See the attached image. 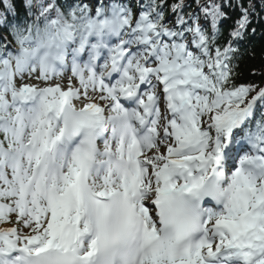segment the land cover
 Returning a JSON list of instances; mask_svg holds the SVG:
<instances>
[{
	"label": "snow or ice",
	"instance_id": "1",
	"mask_svg": "<svg viewBox=\"0 0 264 264\" xmlns=\"http://www.w3.org/2000/svg\"><path fill=\"white\" fill-rule=\"evenodd\" d=\"M167 9L0 0V264H264L257 4Z\"/></svg>",
	"mask_w": 264,
	"mask_h": 264
},
{
	"label": "trees",
	"instance_id": "2",
	"mask_svg": "<svg viewBox=\"0 0 264 264\" xmlns=\"http://www.w3.org/2000/svg\"><path fill=\"white\" fill-rule=\"evenodd\" d=\"M138 0H132V2L137 3ZM147 2V0H145ZM168 4V9L165 12L166 16H171L172 20H175V16L171 14V6L176 0H166ZM191 2V0H189ZM247 3V0H245ZM257 4V12H260L259 0H255ZM136 5V4H135ZM194 6V5H193ZM192 9H186V11H191ZM252 27L256 28L255 34L251 33L249 29V35L240 45V50L242 55L239 59V66L237 68V76L235 83L237 84H255L259 86L264 85V12H260L252 23ZM226 35V33H225ZM9 39H11L9 37ZM223 43V39L221 40ZM13 44H15L13 42ZM257 119L260 118V111L257 112Z\"/></svg>",
	"mask_w": 264,
	"mask_h": 264
},
{
	"label": "bare ground",
	"instance_id": "3",
	"mask_svg": "<svg viewBox=\"0 0 264 264\" xmlns=\"http://www.w3.org/2000/svg\"><path fill=\"white\" fill-rule=\"evenodd\" d=\"M0 226H3V225H0ZM4 227H7V226H4Z\"/></svg>",
	"mask_w": 264,
	"mask_h": 264
}]
</instances>
